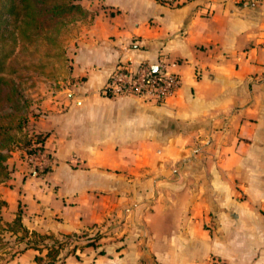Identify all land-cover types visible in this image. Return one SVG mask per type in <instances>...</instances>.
Segmentation results:
<instances>
[{"label": "crops", "instance_id": "1", "mask_svg": "<svg viewBox=\"0 0 264 264\" xmlns=\"http://www.w3.org/2000/svg\"><path fill=\"white\" fill-rule=\"evenodd\" d=\"M80 2L66 74L30 93L54 162L11 163L3 217L101 234L61 264H264V0ZM162 58L181 76L165 101L102 92L118 62Z\"/></svg>", "mask_w": 264, "mask_h": 264}, {"label": "trees", "instance_id": "2", "mask_svg": "<svg viewBox=\"0 0 264 264\" xmlns=\"http://www.w3.org/2000/svg\"><path fill=\"white\" fill-rule=\"evenodd\" d=\"M90 16L92 11L80 0H0V181L10 174L8 152L22 142L25 145L32 142L25 131L27 101L15 80L21 69L16 62L18 55L37 59L33 63L35 68L45 66L43 57L55 55L70 29ZM44 139V135H39L36 142ZM6 205L7 201L0 198V253L12 249L11 257L33 247L46 250L44 255L35 256L37 263L46 259L48 264H61V252L66 245L71 243L68 253L75 252L77 248L96 244L101 236L89 235L85 230L55 233L30 229L20 210L12 219L4 218L2 208ZM82 236L86 238L81 240ZM22 243L13 248V244Z\"/></svg>", "mask_w": 264, "mask_h": 264}, {"label": "built area", "instance_id": "3", "mask_svg": "<svg viewBox=\"0 0 264 264\" xmlns=\"http://www.w3.org/2000/svg\"><path fill=\"white\" fill-rule=\"evenodd\" d=\"M174 64L175 62L163 58L156 62L141 60L135 64L129 61L118 62L102 87V92L107 95L134 94L145 101L163 102L181 84L180 73L173 68ZM26 155L39 171L51 166L54 161L40 142L30 152H26ZM208 264L226 263L219 258H212Z\"/></svg>", "mask_w": 264, "mask_h": 264}, {"label": "rangeland", "instance_id": "4", "mask_svg": "<svg viewBox=\"0 0 264 264\" xmlns=\"http://www.w3.org/2000/svg\"><path fill=\"white\" fill-rule=\"evenodd\" d=\"M90 11H92L93 14L95 13L94 9H90ZM90 18L91 17H88L87 19H90ZM87 19L79 21L78 23H76L72 27V29H70V31L66 34V36L64 37V39L62 41L61 47L57 49V53L55 55L43 57V60L46 63L45 66H43L41 68H35V66H34L35 64H33V63H35L34 61L37 59H32L30 57L18 55L16 62L18 63V65H20L21 69H20V73L15 76V80L20 86L23 97L27 101V105L25 107L26 108L25 110H26V113L28 115V121L26 123L25 131L27 132L28 137L32 138V142L29 145H25V143L22 142L19 145L14 146L8 152L9 156L7 159V163L9 165V168L11 166V163L14 162L15 159L18 158V159L24 160L27 163L30 171L41 172L39 170H36L33 162L30 161L26 155V152H30L33 149L34 145H37V143H39V142H36V138L39 135H43L42 133H36L35 131H33L32 126H31V122H29V121H31V116H33V114L36 113V109H35V102L36 101L32 98L35 96H31L30 93L36 88V85L39 84L38 83L39 81H40V84H39L40 87H42V89L45 90L46 87L49 86V84H50V83L49 84L46 83L47 79H50L51 83L53 84V81L57 80L56 77L66 74L67 69L66 70L64 69V67L62 66V63H66V62L70 63V61H69L70 55L69 54H71V52L73 50V40L77 36V34L79 33V30H80L82 24L85 23ZM60 80H62V79L60 78ZM42 143L43 142H40V144L43 147ZM10 172H11V168H10ZM9 176H10V174H9ZM5 180H3V181H5ZM0 182H2V181H0ZM7 214H8V216H11L12 212L8 211ZM87 232L90 233L89 231H87ZM85 238H86V236H82L80 239L84 240ZM74 241H75V239L72 240V242H74ZM70 244L66 245V248H64L63 251L65 250L66 252H68V247L70 246ZM21 245H23V243L22 244H13V248L14 247H20ZM10 250H12V249L5 250L2 252L5 254L0 253V255L9 256L11 254ZM28 256L30 257V254L26 255V257H28ZM44 263H47V262H44Z\"/></svg>", "mask_w": 264, "mask_h": 264}, {"label": "water", "instance_id": "5", "mask_svg": "<svg viewBox=\"0 0 264 264\" xmlns=\"http://www.w3.org/2000/svg\"><path fill=\"white\" fill-rule=\"evenodd\" d=\"M155 69H157V68L155 67Z\"/></svg>", "mask_w": 264, "mask_h": 264}]
</instances>
